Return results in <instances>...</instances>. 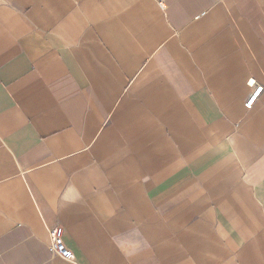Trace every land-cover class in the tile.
I'll return each mask as SVG.
<instances>
[{"label":"crops","instance_id":"0c3cea01","mask_svg":"<svg viewBox=\"0 0 264 264\" xmlns=\"http://www.w3.org/2000/svg\"><path fill=\"white\" fill-rule=\"evenodd\" d=\"M0 264H264V0H0Z\"/></svg>","mask_w":264,"mask_h":264},{"label":"built area","instance_id":"2783aa9c","mask_svg":"<svg viewBox=\"0 0 264 264\" xmlns=\"http://www.w3.org/2000/svg\"><path fill=\"white\" fill-rule=\"evenodd\" d=\"M161 5H163L164 0H158ZM249 84L254 87L252 95L248 98L245 105L247 108H251L258 97L259 93L262 91L263 86L256 85L253 79L249 80ZM49 253L53 256L61 257L67 261L74 262L76 256L74 252L69 249L64 241V227L56 226L50 230V241L47 245Z\"/></svg>","mask_w":264,"mask_h":264}]
</instances>
